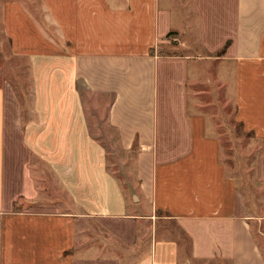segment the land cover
Instances as JSON below:
<instances>
[{"label": "crops", "instance_id": "0c3cea01", "mask_svg": "<svg viewBox=\"0 0 264 264\" xmlns=\"http://www.w3.org/2000/svg\"><path fill=\"white\" fill-rule=\"evenodd\" d=\"M37 4L2 7L11 53L29 64L33 105L24 118L10 84L0 87V264H264L223 139L188 98L202 62H221L237 123L262 142L264 181V0ZM171 34L185 49L163 56ZM89 105L135 155L131 195L108 168ZM41 170L69 210L51 208L55 187H40Z\"/></svg>", "mask_w": 264, "mask_h": 264}, {"label": "rangeland", "instance_id": "374dc122", "mask_svg": "<svg viewBox=\"0 0 264 264\" xmlns=\"http://www.w3.org/2000/svg\"><path fill=\"white\" fill-rule=\"evenodd\" d=\"M5 1L0 0V87L5 86V82L10 84V99L12 98L21 104L23 107L22 114L27 119L31 116L33 105L32 78L28 61L12 55L9 42L3 33L2 7ZM23 1L27 2L33 9H38L37 0ZM184 49L182 41L175 40L174 35L171 34L169 42L161 45L158 52L163 56H175V54H183L182 51ZM217 56L221 55H213V57ZM206 61L208 60L202 62L203 75L205 76L198 81H191V85H196L197 87L191 86L189 88L188 98L191 103L199 104L194 108L196 111H202L209 115L214 128L223 139L224 160L229 166L230 173L238 182L239 192L243 196L244 210L250 218L249 222L253 236L257 240L259 249L264 256V181L261 178L263 176L258 174V159L262 149V142L255 138L254 135L243 130L237 123L234 92L231 86L226 88L223 86V64L216 60H212V62ZM88 116L93 133L103 142L106 148L109 170L119 179L127 194L135 193L137 191L135 155L123 150L117 133L110 129L104 121L106 116L103 109L89 105ZM14 135L11 131L8 132V149L16 144ZM39 166L40 163L33 158L31 162L32 169ZM39 175L41 176L39 184L42 189L55 187V192L50 190L49 196L53 197L57 204L50 205L51 208L60 211L69 210L67 197L58 189L57 183L43 170L39 171ZM41 206V203H38L35 207ZM160 216L164 215L160 214ZM167 226L171 228L169 231L172 232L173 236L179 237V232H176L175 226L169 223ZM170 236L168 234V237ZM181 243L183 256H185L189 254V242L181 239ZM194 264L209 263L200 262Z\"/></svg>", "mask_w": 264, "mask_h": 264}]
</instances>
